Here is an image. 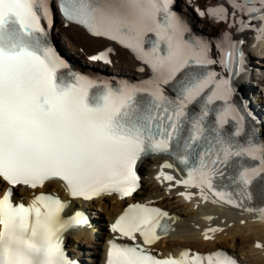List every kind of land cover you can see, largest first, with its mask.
Returning <instances> with one entry per match:
<instances>
[{
    "label": "snow or ice",
    "instance_id": "6c2138e0",
    "mask_svg": "<svg viewBox=\"0 0 264 264\" xmlns=\"http://www.w3.org/2000/svg\"><path fill=\"white\" fill-rule=\"evenodd\" d=\"M228 3L231 13L218 7L200 15L221 22L231 15L233 27L256 31L264 40V27L251 23H264V0ZM54 6L67 22L129 50L150 78L113 84L71 70L48 40ZM172 6L173 0H0V181L9 186L0 193V264H73L63 234L88 223L83 213L65 220L68 205L53 195H37L27 206L14 203L16 186L35 190L59 181L73 198H124L139 188L137 162L167 154L187 169L188 178L176 183L198 187L204 200L207 188L225 203L242 206L231 191L217 190L214 181L220 180L249 201L255 182L264 202V140L246 123V106L231 102L232 80L243 71L244 41L226 34L216 46L217 60L209 42L191 35ZM112 51L91 59L111 63ZM215 64L231 77L210 70ZM161 177L175 179L163 171ZM245 210L264 219V203ZM167 216L135 204L111 231L133 242L139 235L143 245H152L168 233L162 222ZM205 239L211 237L205 233ZM106 264L237 262L223 252L158 259L141 244L113 240Z\"/></svg>",
    "mask_w": 264,
    "mask_h": 264
},
{
    "label": "bare ground",
    "instance_id": "6f19581e",
    "mask_svg": "<svg viewBox=\"0 0 264 264\" xmlns=\"http://www.w3.org/2000/svg\"><path fill=\"white\" fill-rule=\"evenodd\" d=\"M176 8L192 25L193 31L203 37L212 46L211 55L219 60L217 45L228 34L232 41L243 40L242 45L247 66L244 74L235 79L236 85L249 101L257 119L259 133L264 140V98L253 85L264 87V40H258V33L253 30L239 31L233 27L231 15L226 22H221L208 15H200L208 9L225 7L232 12L228 0H175ZM247 19V17H245ZM237 16L235 23L239 24ZM255 28L264 27L258 20L251 22ZM53 39L64 55L79 69L97 74H107L114 80L127 79L143 82L150 78L151 72L138 61L127 49L103 37H94L79 25L67 22L59 13L55 20ZM113 49L112 62L102 63L92 60L102 50ZM221 75L228 72L216 64ZM145 68L144 71H140ZM172 164L164 168V164ZM142 174L139 188L131 196L121 198L118 194L104 195L92 200L83 198L71 199L64 185L59 181L47 183L41 189L15 187L13 200L30 204L38 191L50 192L63 201L71 200L67 210V219L73 212L89 215L90 224L79 227L63 235V247L67 258L73 264H105V257L110 242L116 240L123 244L127 241L119 233L111 231V225L128 207L140 203L148 207H156L166 211L174 227L152 245H143L142 238L137 235L133 243L141 244L149 253L158 259L177 258L185 251L191 255L207 256L216 252L226 253L237 264H264V219L258 211H247L243 207H235L225 203L205 188L209 197L204 200L198 187H185L177 184V180H185L188 175L179 169L174 159L166 154L152 155L142 158L138 163ZM163 171L175 179L167 181L163 177L157 179ZM7 184L0 181V193ZM190 193L191 199L180 193ZM215 201V202H213ZM210 218V219H209ZM220 231L209 232V229ZM207 233L211 239H205ZM259 245V246H258Z\"/></svg>",
    "mask_w": 264,
    "mask_h": 264
},
{
    "label": "water",
    "instance_id": "95a60500",
    "mask_svg": "<svg viewBox=\"0 0 264 264\" xmlns=\"http://www.w3.org/2000/svg\"><path fill=\"white\" fill-rule=\"evenodd\" d=\"M59 56H61L60 52L58 51Z\"/></svg>",
    "mask_w": 264,
    "mask_h": 264
},
{
    "label": "rangeland",
    "instance_id": "374dc122",
    "mask_svg": "<svg viewBox=\"0 0 264 264\" xmlns=\"http://www.w3.org/2000/svg\"><path fill=\"white\" fill-rule=\"evenodd\" d=\"M55 31V30H54ZM54 33V32H53ZM63 52V51H62Z\"/></svg>",
    "mask_w": 264,
    "mask_h": 264
}]
</instances>
